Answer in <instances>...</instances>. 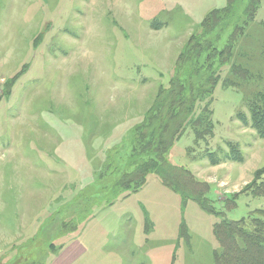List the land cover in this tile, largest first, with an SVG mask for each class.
<instances>
[{"label": "rangeland", "instance_id": "rangeland-1", "mask_svg": "<svg viewBox=\"0 0 264 264\" xmlns=\"http://www.w3.org/2000/svg\"><path fill=\"white\" fill-rule=\"evenodd\" d=\"M225 4L0 0V264H23L36 248L47 260L84 232L90 238L83 257L91 264H213L220 217L214 212L251 228L253 218L264 224V138L242 123L250 117L243 96L264 91L257 56L249 83L216 84L212 136L193 143L186 132L168 155L208 186L211 213L184 202L153 174L138 191L108 203L97 180L107 155L114 166L132 161L130 130L168 86L187 39ZM240 43L257 55L264 2ZM237 146L239 161L228 155ZM79 195V202L99 204L84 217H75Z\"/></svg>", "mask_w": 264, "mask_h": 264}, {"label": "trees", "instance_id": "trees-1", "mask_svg": "<svg viewBox=\"0 0 264 264\" xmlns=\"http://www.w3.org/2000/svg\"><path fill=\"white\" fill-rule=\"evenodd\" d=\"M263 2L226 0L224 7L210 11L203 19L197 31L183 45L168 86L158 89L142 120L130 130L125 142L130 141L132 161L127 159L123 167L114 166L107 155L97 176L101 191L105 193L102 201L108 203L119 193L138 191L145 184V178L153 174L184 202L194 201L203 211L212 212L205 196L208 186L193 179L185 169L172 165L168 155L174 142L186 132L192 135L193 143L205 142L212 136L211 106L216 84L221 80L222 87L228 89L249 83L254 63L264 61V43L258 46L257 55L243 50L240 43L246 36V27L254 22ZM226 32H229L228 36ZM223 36H226L225 41L221 42ZM256 56L258 61L254 60ZM224 70L225 76L221 79L220 73ZM242 100L247 102L250 111L249 120L242 116V123L249 121L257 136L264 138V91L251 92ZM237 153L238 146L228 155L233 154L239 161L241 156H235ZM80 199L79 195L74 203L73 208L80 204V213L75 217H84L91 206L95 209L98 207L95 204L99 205L96 199L79 202ZM213 214L220 216L213 227L218 243L213 253V264H264V224L258 218L251 220V228L244 224L245 220H227L222 211ZM75 217L69 215L71 219L75 220ZM179 236L188 240L183 224ZM35 252V258L30 259L29 256L23 264H45L46 259L39 257L40 248Z\"/></svg>", "mask_w": 264, "mask_h": 264}, {"label": "crops", "instance_id": "crops-1", "mask_svg": "<svg viewBox=\"0 0 264 264\" xmlns=\"http://www.w3.org/2000/svg\"><path fill=\"white\" fill-rule=\"evenodd\" d=\"M84 233L80 236L86 239L87 234ZM74 238L75 239L70 240L68 244H66L62 249H60L56 255L51 258H47L46 264H81L82 262H85L84 264H87L86 262L91 264L89 260L85 261L87 257H83L88 254L89 250L88 247L85 246L84 239L82 240L79 236ZM93 264L100 263H98L97 261Z\"/></svg>", "mask_w": 264, "mask_h": 264}]
</instances>
